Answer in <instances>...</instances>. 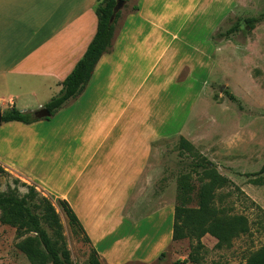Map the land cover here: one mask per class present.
Masks as SVG:
<instances>
[{"label": "crops", "instance_id": "crops-1", "mask_svg": "<svg viewBox=\"0 0 264 264\" xmlns=\"http://www.w3.org/2000/svg\"><path fill=\"white\" fill-rule=\"evenodd\" d=\"M100 0H0V111L57 95L95 35ZM129 0L83 92L49 119L0 123V167L67 202L102 264L153 263L174 204L126 210L151 144L177 136L213 73L211 36L237 0Z\"/></svg>", "mask_w": 264, "mask_h": 264}, {"label": "rangeland", "instance_id": "rangeland-1", "mask_svg": "<svg viewBox=\"0 0 264 264\" xmlns=\"http://www.w3.org/2000/svg\"><path fill=\"white\" fill-rule=\"evenodd\" d=\"M134 1L129 0L128 6ZM250 17L257 19L251 28L244 22ZM236 24L238 30L228 39L217 35ZM212 38L220 41L221 46L213 56V73L204 84L203 94L195 101L181 133L151 144L145 173L126 210L133 211L136 206L137 216L144 215L163 203L158 200L153 204L161 196L164 203L175 206L183 182L180 174L185 173L187 183L184 182L188 188L185 207L197 208V194L211 180L208 176L190 173L187 164L204 160L217 176L229 182L214 188L215 207L229 215L244 216L249 231L233 239L229 247L221 248L217 247L216 238L204 235L201 238V263L242 264L264 245V0H237L229 13L221 18ZM225 91L235 100H230ZM180 138L190 143V151L179 147ZM1 170L0 196L21 199L28 194L29 187L34 188L36 196L33 199L26 197V200L37 216L42 214L37 207L40 198L51 200L71 263L89 264L91 245L68 223L53 197L27 177ZM3 214L4 210L0 208V218ZM40 223L44 229L48 228L42 220ZM24 237L18 238L15 228L0 223V264H30L17 248ZM195 244V240L188 238L175 241L161 258L148 264H192L183 261ZM98 261L102 264L99 258Z\"/></svg>", "mask_w": 264, "mask_h": 264}, {"label": "trees", "instance_id": "trees-1", "mask_svg": "<svg viewBox=\"0 0 264 264\" xmlns=\"http://www.w3.org/2000/svg\"><path fill=\"white\" fill-rule=\"evenodd\" d=\"M116 1L100 0L95 6L94 12L97 17L95 35L82 57L61 83L59 93L43 106L49 112V117L44 118L45 120L52 117L59 109L76 99L83 92L98 60L103 54L111 50L116 23L120 16L119 11L115 15L113 22L109 23ZM256 21L257 19L254 17L244 20L246 26L249 28ZM237 30L238 25L236 24L222 35H217L223 39H228ZM224 94L230 100H235V97L230 92L225 91ZM10 121L29 124L37 121V119H34L31 113L22 112L13 107L2 112V122ZM179 147L186 151H190L191 149L190 143L183 138H180ZM208 166L204 160L187 164L190 173H199L201 176H208L211 180L208 184L202 186L198 192V206L194 209L185 207L188 188L184 181H186L187 177L186 173L180 174L181 181L183 182L180 183L178 202L174 206L171 239L175 242L188 238L189 240H195L196 243L191 247L187 259L183 263L202 264L200 258V250L203 248L201 238L206 234L216 238L217 247L221 248L229 247L233 239L249 231L248 222L244 216L229 215L224 210L215 207L213 199L214 188L225 186L229 182L227 179L217 176ZM0 172H2L1 168ZM35 196L36 192L32 187L28 188V194L21 199L14 196H0V208L4 210L0 223L15 228L18 238L24 237L29 233H34L33 236L28 235L24 237L17 244V248L26 256L30 264H72L62 235V226L52 201L41 197L37 207L42 211V214L37 216L28 206L26 200V197L33 199ZM53 200H55L57 207L67 218L68 223L72 227L77 228L84 241L90 243L76 215L67 202L54 198ZM41 220L52 234H49L48 230L41 226ZM163 255L164 253L159 258ZM98 258L96 251L91 246L89 264H100ZM242 264H264V245L252 252Z\"/></svg>", "mask_w": 264, "mask_h": 264}, {"label": "water", "instance_id": "water-1", "mask_svg": "<svg viewBox=\"0 0 264 264\" xmlns=\"http://www.w3.org/2000/svg\"><path fill=\"white\" fill-rule=\"evenodd\" d=\"M125 3H126V0H117L116 1L115 6L113 7V10H112V14H111L110 19H109L110 24L113 22L117 12H119L123 8ZM31 115L34 119L39 120V119H44V118L49 117V112L45 108H40V109L32 112ZM1 122H2V113L0 111V123Z\"/></svg>", "mask_w": 264, "mask_h": 264}]
</instances>
